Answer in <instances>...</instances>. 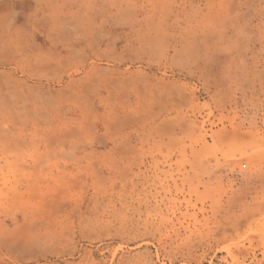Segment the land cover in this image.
<instances>
[{
    "label": "rangeland",
    "instance_id": "rangeland-1",
    "mask_svg": "<svg viewBox=\"0 0 264 264\" xmlns=\"http://www.w3.org/2000/svg\"><path fill=\"white\" fill-rule=\"evenodd\" d=\"M48 1L85 49L24 132L75 144L0 163V264H264V0Z\"/></svg>",
    "mask_w": 264,
    "mask_h": 264
},
{
    "label": "crops",
    "instance_id": "crops-1",
    "mask_svg": "<svg viewBox=\"0 0 264 264\" xmlns=\"http://www.w3.org/2000/svg\"><path fill=\"white\" fill-rule=\"evenodd\" d=\"M51 4L48 0H0V163L4 172H10V163L67 161L66 151L75 144L69 139L39 141L24 132L50 128L41 121V114L51 113L50 108L41 102L58 94V84L73 87L74 92L76 54L85 49L75 38V29L58 26ZM63 32L65 40L60 37ZM55 74L61 76L54 78ZM0 250L4 252L5 246Z\"/></svg>",
    "mask_w": 264,
    "mask_h": 264
}]
</instances>
